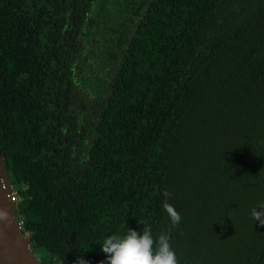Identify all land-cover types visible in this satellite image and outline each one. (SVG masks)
Returning <instances> with one entry per match:
<instances>
[{
  "label": "trees",
  "instance_id": "16d2710c",
  "mask_svg": "<svg viewBox=\"0 0 264 264\" xmlns=\"http://www.w3.org/2000/svg\"><path fill=\"white\" fill-rule=\"evenodd\" d=\"M61 3L0 0V154L42 264H99L127 227L178 264H264V0Z\"/></svg>",
  "mask_w": 264,
  "mask_h": 264
},
{
  "label": "clouds",
  "instance_id": "9594fccd",
  "mask_svg": "<svg viewBox=\"0 0 264 264\" xmlns=\"http://www.w3.org/2000/svg\"><path fill=\"white\" fill-rule=\"evenodd\" d=\"M167 198L168 193H164ZM170 222L173 226L180 220V214L173 208L167 209ZM100 245V251L105 258L99 264H178L175 250L170 244L167 231L153 236L150 228L143 227L141 231L127 227L122 234H109ZM75 264H89L77 256Z\"/></svg>",
  "mask_w": 264,
  "mask_h": 264
},
{
  "label": "water",
  "instance_id": "95a60500",
  "mask_svg": "<svg viewBox=\"0 0 264 264\" xmlns=\"http://www.w3.org/2000/svg\"><path fill=\"white\" fill-rule=\"evenodd\" d=\"M11 182L6 157L0 154V264H41L38 252L30 245L29 233L22 228L23 207ZM6 187L15 191V200Z\"/></svg>",
  "mask_w": 264,
  "mask_h": 264
},
{
  "label": "flooded vegetation",
  "instance_id": "af4514ba",
  "mask_svg": "<svg viewBox=\"0 0 264 264\" xmlns=\"http://www.w3.org/2000/svg\"><path fill=\"white\" fill-rule=\"evenodd\" d=\"M156 0H60L64 17L75 16L78 21L86 19L96 20L101 15L113 17L120 12L140 16L148 11ZM131 7L132 9H130ZM51 15L47 14L49 18Z\"/></svg>",
  "mask_w": 264,
  "mask_h": 264
},
{
  "label": "rangeland",
  "instance_id": "374dc122",
  "mask_svg": "<svg viewBox=\"0 0 264 264\" xmlns=\"http://www.w3.org/2000/svg\"><path fill=\"white\" fill-rule=\"evenodd\" d=\"M4 183H6V182H4ZM13 185V187L14 188H17V185H16V183L14 184V182H11ZM8 188V187H7ZM8 191H9V189H7ZM16 191H18V190H16ZM11 193L13 194V196L15 197V191H13V189H12V191H11ZM20 199H21V197H20ZM39 254V262L42 264L44 261H45V257H44V255H43V253H38Z\"/></svg>",
  "mask_w": 264,
  "mask_h": 264
},
{
  "label": "built area",
  "instance_id": "2783aa9c",
  "mask_svg": "<svg viewBox=\"0 0 264 264\" xmlns=\"http://www.w3.org/2000/svg\"><path fill=\"white\" fill-rule=\"evenodd\" d=\"M6 189H8L7 187H6ZM9 196H10V198L12 199V200H15L16 199V195H15V197L13 196V194L9 191Z\"/></svg>",
  "mask_w": 264,
  "mask_h": 264
}]
</instances>
